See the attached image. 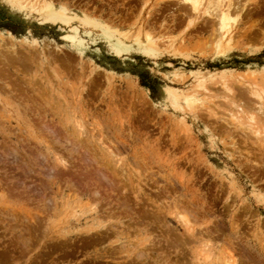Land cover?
I'll return each instance as SVG.
<instances>
[{"label":"rangeland","instance_id":"1","mask_svg":"<svg viewBox=\"0 0 264 264\" xmlns=\"http://www.w3.org/2000/svg\"><path fill=\"white\" fill-rule=\"evenodd\" d=\"M164 2L0 0V264H264V145L224 116L238 83L264 88V40L240 39L233 16L218 57L208 24L188 29ZM99 224L105 239L82 244Z\"/></svg>","mask_w":264,"mask_h":264},{"label":"bare ground","instance_id":"2","mask_svg":"<svg viewBox=\"0 0 264 264\" xmlns=\"http://www.w3.org/2000/svg\"><path fill=\"white\" fill-rule=\"evenodd\" d=\"M165 2H164V5H168V6H171V10L172 11H170V13L171 14H173L174 12L176 13V15L177 16H180L182 19H185V22L187 23L186 25H187V28L189 29L190 27L193 29V30H196L198 27H199V25L200 24H202V26H207V24H208V26H209V28H211V32H212V34H213V36H214V39H215V45H214V51L216 52V54H217V56L218 57H223V56H225V54H226V52L227 51H229V47L228 46H230V45H232L235 41H234V36H233V32H234V30L236 29V26L234 27V28H232V25L234 26V24H237L238 22H239V24H244V28H243V30H240V35L238 36L240 39L241 38H248L249 37V39L251 38L250 36L251 35H253V36H260V39L261 38H263V40H264V26H263V24H262V21H260V14H261V9H262V5L260 6L259 4V2L260 1H262V0H246V1H244V0H164ZM247 2V3H246ZM249 2H253V4H254V6L250 9V8H247V4H249ZM166 3V4H165ZM263 3V2H262ZM34 11H35V14L37 13V10L36 9H33ZM50 10V9H49ZM54 12V11H53ZM53 12L52 11H49L48 13H47V17H46V19H45V21H50L51 19H52V17H53ZM55 13V12H54ZM39 14V13H38ZM233 16H234V19H236L235 21H236V23H232V19H233ZM170 17H171V15H170ZM174 17H175V15H174ZM172 18V17H171ZM176 18V17H175ZM259 19V20H258ZM172 20V19H171ZM177 20V19H176ZM181 20V19H180ZM170 22V21H169ZM250 23V25H246V24H249ZM252 23V24H251ZM261 24V25H260ZM260 25V26H259ZM72 30V29H71ZM193 30L191 31V32H193ZM189 32V31H188ZM100 33L103 35V36H105V37H111V35H110V33L107 31V30H100ZM251 34V35H250ZM79 37V33H78V31H77V29H73V33H72V35L71 36H69V35H66V36H64L63 37V39L65 40V41H69L70 40V42H71V44H73L74 43V40H75V38H78ZM238 38V39H239ZM262 40V41H263ZM80 42V41H79ZM168 42H170V41H168ZM167 41H166V44L168 43ZM236 42H240V41H236ZM264 42V41H263ZM150 45H147L148 46V48H149V50L150 51H152V52H154V50L155 49H153V47H155V46H157V43H156V41H153L152 43H149ZM153 45V46H152ZM168 45V44H167ZM166 45V46H167ZM80 46H82V43L80 42ZM116 46L118 47V50H120V48L121 47H123V46H125V44L124 43H118V44H116ZM120 51H122V50H120ZM150 51H148V52H150ZM241 80V79H240ZM240 82V81H239ZM202 83H204V80L203 79H201V78H199L198 80H197V86L198 87H203L202 86ZM239 85H241V86H243L244 88H238V89H240L241 91L244 89V92H240V93H242V94H240V93H238V94H240V99H241V105L239 106V105H236V103H234V102H231V104L234 106L233 108H230L229 109V112L226 114V115H224V116H226V120H227V123H228V125H230V126H232V127H234V129H237V130H239L240 132H242V133H244L243 135L244 136H246L247 138L246 139H248V138H254L257 142H259L260 143V145L262 146V145H264V88H260V86H258L257 84H255V83H246V82H244V83H238ZM229 85V84H228ZM221 86L223 87V88H225V89H228L229 90V88H228V86H227V84L224 82L223 84H221ZM203 90H205V89H203ZM202 91V90H201ZM203 92V91H202ZM229 92V91H228ZM176 97H178V95L176 94ZM237 98V97H236ZM235 98V99H236ZM186 99V98H185ZM189 99V98H188ZM209 99H211V98H209V97H207L205 100L206 101H208L207 103H210L211 101L209 100ZM187 100V99H186ZM239 100V99H238ZM188 102V101H187ZM210 105V104H209ZM211 105H212V102H211ZM215 106V105H214ZM217 107V106H216ZM215 107V108H216ZM232 107V106H231ZM208 108V111H209V113H211L213 116H216V114L212 111L213 110V107H212V109L210 108V106H208L207 107ZM235 108H238L237 110H235ZM213 112V113H212ZM245 116H246V118H245ZM257 116L259 117V122H261V125H262V129H263V132L262 131H260L257 127H255V125H256V122L258 121V120H256V118H257ZM244 117V118H243ZM258 122V123H259ZM260 124V123H259ZM72 152V151H71ZM77 152V151H76ZM261 152H262V150H261ZM72 155V154H71ZM88 155V154H87ZM78 156V155H77ZM81 157H82V154H81ZM80 157V158H81ZM84 157V156H83ZM75 158V157H74ZM77 158V157H76ZM80 158H78V160L80 159ZM86 158V157H85ZM85 158H83L84 159V161H86V159ZM69 159V158H68ZM91 159V158H90ZM93 159V158H92ZM77 160V159H76ZM77 160V161H78ZM88 160V159H87ZM94 160H95V158H94ZM71 161H72V159H71ZM80 161H82V159L80 160ZM84 161H82L83 163H84ZM90 161V160H89ZM87 162V161H86ZM91 162V161H90ZM261 162H262V160H261ZM68 163V162H67ZM71 163V162H70ZM70 163H69V166H70ZM263 163H264V160H263ZM60 164V163H59ZM62 164V163H61ZM262 165V164H261ZM65 166V165H64ZM67 167H68V165H67ZM71 167V166H70ZM69 168V167H68ZM110 169V168H109ZM112 170V169H111ZM76 171V170H75ZM83 171V170H82ZM110 171V170H109ZM73 173H74V171H72ZM76 173V172H75ZM83 173V172H82ZM79 175H80V173H78ZM77 174V175H78ZM74 176H75V174H73ZM76 175V176H77ZM83 175H85L84 173H83ZM73 176V177H74ZM75 176V177H76ZM81 176V175H80ZM84 176H82V178H83ZM86 177V176H85ZM72 177L70 176V178H68V179H71ZM79 179V182H82V183H84L83 181H84V179H82V178H80V177H78ZM108 178V177H107ZM88 179V178H87ZM100 179V178H99ZM141 179V178H140ZM139 178H138V180H140ZM80 180H83V181H80ZM77 181V180H76ZM76 181H74V182H76ZM99 181H101V180H99ZM141 181V180H140ZM74 182H72L73 184H74ZM79 182H77V184L78 185H76L77 187L79 186ZM112 182V181H111ZM142 183H143V181H141ZM81 183V185H82V189H83V184ZM101 183V182H100ZM103 183V182H102ZM101 183V184H102ZM104 183H106V182H104ZM108 183H109V181H108ZM137 183V182H136ZM67 184L69 185V182H67ZM73 184H71L70 183V185L69 186H74ZM109 184H111V183H109ZM137 184H141L140 182L139 183H137ZM143 184H145V183H143ZM94 185V184H93ZM92 185V186H93ZM100 185V184H99ZM102 185H105V184H102ZM107 185V184H106ZM105 185V187L107 188L108 186H109V188L110 187H112L113 189L116 187H113L112 185H113V183H112V185L110 186V185H107L106 186ZM68 186V187H69ZM76 186H74L76 189H77V187ZM141 186V185H140ZM146 186V185H145ZM67 187V188H68ZM71 187H69V189L71 190ZM97 187H98V184H97ZM80 188H81V186H80ZM80 188H78V190L80 189ZM89 188V187H88ZM88 188H87V190H88ZM108 188V189H109ZM111 188V190L112 191H114L115 192V190L118 188H115V190H113ZM141 188V187H140ZM139 188V189H140ZM97 189V188H96ZM110 190V189H109ZM110 190V191H111ZM136 190V189H135ZM134 190V191H135ZM157 190V189H156ZM74 191V190H73ZM80 191V190H79ZM84 191V190H83ZM10 192H11V190H10ZM75 192H77V191H75ZM88 192H89V190H88ZM142 192V191H141ZM156 192V191H155ZM80 193H82V191L80 192ZM84 193V192H83ZM93 193V192H92ZM98 193V192H97ZM97 193L95 192V194L97 195ZM20 194V193H19ZM94 194V193H93ZM12 195V194H11ZM87 195V194H86ZM89 195H90V193H89ZM90 196H93V197H91V199L92 198H95V196L94 195H90ZM89 196V197H90ZM98 196V195H97ZM98 198L99 197H97V199H94V200H96V201H99L100 200V198H99V200H98ZM93 199L91 200L92 201V203H95V202H93L94 201ZM151 200H154V199H151ZM87 201V200H86ZM89 202H90V200H88ZM155 201V200H154ZM86 204H87V202H85ZM99 203V202H98ZM149 203V202H148ZM86 204H84V206L86 205ZM97 203H95L94 204V206L96 205ZM88 205H90V203L88 204ZM88 205H86L85 206V208L88 206ZM100 205V204H99ZM161 205V204H160ZM160 205L159 206H157V207H160ZM78 206H81V205H78ZM92 206V205H91ZM90 206V207H91ZM136 206H137V204H136ZM156 207V208H157ZM98 208V207H97ZM96 208V209H97ZM139 208V207H138ZM143 208H144V206H143ZM155 208V209H156ZM79 209H81V208H79ZM91 209V208H90ZM163 209H164V206H163ZM94 210V209H93ZM93 210H91V211H93ZM82 211V210H81ZM96 211V210H95ZM145 211V210H144ZM143 211V212H144ZM158 211H160L159 209H158ZM164 211V210H163ZM97 212V211H96ZM142 212V211H141ZM84 213V212H83ZM94 213V212H93ZM146 213V212H145ZM153 213H155V212H153ZM79 214H81V213H79ZM91 214V213H90ZM95 214V213H94ZM144 214V213H143ZM147 214V213H146ZM158 214H160V213H158ZM81 215H83V214H81ZM88 215V214H87ZM156 215V214H155ZM91 216V215H90ZM139 216V215H138ZM144 216L145 217H143V215L142 216H139L140 217V221H139V223L138 222H136L135 224L136 225H138V224H140V226H142V224H144V222H145V220H147V218H146V215L144 214ZM147 216H149V218H150V214H148ZM153 216V215H152ZM163 216V215H162ZM206 216V215H205ZM82 217V216H81ZM94 217V216H93ZM143 217V218H142ZM157 217H158V215H157ZM86 218V217H85ZM88 218V217H87ZM96 218V217H95ZM95 218L94 219H92V220H95ZM155 218V217H154ZM161 218V217H160ZM164 218V217H163ZM151 219V218H150ZM176 219H177V221H178V223L180 224V226H182V227H184L185 228V230H186V232L187 233H193V229L191 228V225H190V222H189V219H187V217H186V215H182L181 213H178L177 215H176ZM78 220V219H77ZM89 220V219H88ZM91 220V219H90ZM164 220V219H163ZM29 221V220H28ZM33 221V220H32ZM31 221V222H32ZM83 221V220H82ZM160 221V220H159ZM162 221V220H161ZM86 222V221H85ZM99 222V221H98ZM101 222V221H100ZM155 222V221H154ZM164 222H165V220H164ZM26 223V222H25ZM82 223V222H81ZM84 223V222H83ZM92 223V222H91ZM95 223H96V220H95ZM94 223V224H95ZM138 223V224H137ZM79 225V224H78ZM108 225H110V226H112L111 224H108ZM107 225V226H108ZM43 226V225H42ZM77 226V225H76ZM75 226V227H76ZM88 226V225H87ZM95 226V225H94ZM34 228H35V226H33ZM100 227H104V225L102 224V225H98V226H95V227H93V229H91L92 231H90V232H92V233H88L89 235H90V237H86L84 240H83V242H82V244H97V243H100V242H102V240H104L105 239V237L103 238L100 234H103V233H99V231H96V229H98V228H100ZM30 228V227H29ZM32 228V227H31ZM45 228V227H44ZM77 228V227H76ZM79 228V227H78ZM91 228V227H90ZM107 228V227H106ZM105 228V229H106ZM137 228V227H136ZM194 228V227H193ZM79 229H82V228H79ZM83 229H86V228H83ZM89 229V227L87 228V230ZM95 229V230H94ZM145 229V228H144ZM217 229V228H216ZM234 229H236L235 227H234ZM43 230V229H42ZM47 230V229H46ZM50 230V229H49ZM90 230V229H89ZM93 230H94V232H93ZM107 230H108V228H107ZM78 231V230H77ZM82 231V230H81ZM96 231V232H95ZM175 231V230H174ZM219 231V230H218ZM45 232V231H44ZM67 232H69V231H67ZM85 232V231H84ZM84 232H82V233H84ZM87 232H89V231H87ZM101 232V231H100ZM104 232V231H103ZM106 232V231H105ZM109 232V231H108ZM117 232V231H116ZM46 233H47V231H46ZM75 232L73 231V234H74ZM81 233V236H80V234H79V236L80 237H78L77 236V238H76V236L74 237V240H76V239H80L81 237H82V234ZM86 233V232H85ZM118 234H119V232H117ZM209 233V232H208ZM236 233V232H235ZM30 234V233H29ZM76 234H78L77 232H76ZM87 234V233H86ZM99 234V235H98ZM111 234V233H110ZM114 234V233H113ZM113 234H111V235H113ZM148 234H150V233H148ZM147 234V235H148ZM200 234H201V232H200ZM93 235H95V236H93ZM110 235V236H111ZM115 235V234H114ZM113 235V236H114ZM140 235V234H139ZM146 235V234H145ZM144 235V236H145ZM151 235V234H150ZM234 235V234H233ZM119 236V235H118ZM170 236V235H169ZM194 236V235H193ZM209 236H211V233H209ZM51 237V236H50ZM62 237V236H61ZM122 237V236H121ZM153 237V236H152ZM175 237V236H174ZM196 237V236H195ZM26 238V237H25ZM53 238V237H52ZM56 238V237H55ZM60 238V237H59ZM64 238V237H63ZM76 238V239H75ZM107 238V237H106ZM150 238V237H149ZM211 238V237H210ZM22 239V238H21ZM62 239V238H61ZM108 239H109V237H108ZM151 239H153V238H151ZM166 239V238H165ZM47 240V239H46ZM50 240V239H49ZM52 240V239H51ZM56 240H58V239H56ZM55 239H54V241H56ZM154 240V239H153ZM157 240H159V239H157ZM171 240V239H170ZM77 241V240H76ZM106 241V240H105ZM143 241H145V240H143ZM142 241V242H143ZM147 241V240H146ZM189 241V240H188ZM192 241V240H191ZM190 241V242H191ZM23 242V241H22ZM148 242V241H147ZM185 242V241H184ZM233 240H232V243H231V241H229V243H231V245H233ZM80 243V242H79ZM148 243H150V242H148ZM152 243V242H151ZM183 242H181V244H182ZM187 243V242H186ZM192 243H193V241H192ZM236 243H238V242H236ZM143 244V243H142ZM141 244V246H143ZM145 244V246L146 247H148L150 244H146V243H144ZM184 244V243H183ZM187 244H189V242L187 243ZM24 246V245H23ZM70 246V245H69ZM144 246V247H145ZM176 246H178V245H176ZM66 247V246H65ZM95 247V246H94ZM144 247H143V249H144ZM145 247V248H146ZM165 247V246H164ZM172 248L173 247H175V246H171ZM50 248V247H49ZM69 248V247H68ZM141 248V251H142V247H140ZM264 249V248H263ZM68 250V249H67ZM98 250V249H97ZM233 250V249H232ZM8 251V250H7ZM13 251V250H12ZM61 251H63V250H61ZM83 251V250H82ZM102 251V250H101ZM114 251V250H113ZM113 251H112V254H115V253H113ZM168 251V250H167ZM234 251V250H233ZM232 251V252H233ZM243 251V250H242ZM105 252V251H104ZM104 252H102V253H104ZM241 252V251H240ZM100 253V252H99ZM107 252H105V254H106ZM108 253H110V252H108ZM122 253V252H121ZM121 253H119V254H121ZM182 253V252H181ZM235 253V252H234ZM101 254V253H100ZM135 254H136V252H135ZM144 254V257H145V255H147L146 253H143ZM150 256H152L150 253H148ZM159 254V253H158ZM158 254H156V256H158ZM163 254H164V252H163ZM94 255V254H93ZM98 255V254H97ZM101 255H104V254H101ZM107 255H109V254H107ZM161 255V254H160ZM160 255H159V257H158V259L161 261V257H160ZM168 255V254H167ZM180 255V254H179ZM96 256V255H95ZM110 256V255H109ZM108 256V257H109ZM141 256H142V253H141ZM148 256V255H147ZM149 256V257H150ZM155 256V255H154ZM169 256V255H168ZM243 256V255H242ZM49 257V256H48ZM94 257V256H93ZM98 258H100V259H97V261L98 260H104V261H106L105 259H108V257H104L105 259H103V257L102 256H97ZM136 257H138V255H136ZM148 257V258H149ZM45 258V257H44ZM96 258V257H95ZM102 258V259H101ZM110 258V257H109ZM112 258H113V256H112ZM111 258V259H112ZM143 258V257H142ZM151 258V260L152 259H155V257H150ZM149 258V259H150ZM114 259H116L115 257L112 259V260H109V261H114ZM126 259V258H125ZM128 259V258H127ZM140 259V257L138 258V260ZM157 259V258H156ZM155 259V260H156ZM204 259L206 260V262H209V264H210V262L212 261L211 260V256L210 255H206L205 254V257H204ZM244 259V258H243ZM137 260V261H138ZM145 260H147V259H145ZM144 259H143V261H145ZM108 261V262H109ZM125 261V260H124ZM150 261V260H149ZM153 261V260H152ZM223 262H222V264H237V262L238 261H236L235 260V258H234V256L232 255V254H229L227 257H224V260H222ZM130 262H132V261H130ZM156 262V261H155ZM176 262H178V260L176 261ZM129 263V262H128ZM127 262L126 263H124V264H128ZM153 263V262H152ZM151 263V264H152ZM159 263V262H158ZM130 264V263H129ZM146 264H148V262L146 261Z\"/></svg>","mask_w":264,"mask_h":264}]
</instances>
